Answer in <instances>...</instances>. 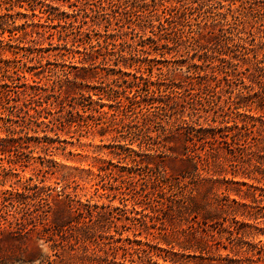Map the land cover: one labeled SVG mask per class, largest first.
<instances>
[{
  "label": "rangeland",
  "instance_id": "1",
  "mask_svg": "<svg viewBox=\"0 0 264 264\" xmlns=\"http://www.w3.org/2000/svg\"><path fill=\"white\" fill-rule=\"evenodd\" d=\"M0 264H264V0H0Z\"/></svg>",
  "mask_w": 264,
  "mask_h": 264
}]
</instances>
